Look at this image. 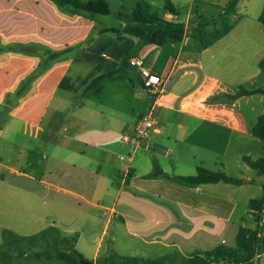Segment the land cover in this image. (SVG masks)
<instances>
[{
  "label": "crops",
  "instance_id": "0c3cea01",
  "mask_svg": "<svg viewBox=\"0 0 264 264\" xmlns=\"http://www.w3.org/2000/svg\"><path fill=\"white\" fill-rule=\"evenodd\" d=\"M204 1L223 11L231 0ZM193 10L189 20L193 14L205 20ZM263 11L264 0H239L228 15L230 31L212 44L203 46L186 28L183 41L157 46L126 35L121 11L114 15L120 26L105 27L97 18L109 15L66 14L51 0H0L1 46L72 49L10 105L8 97L42 59L0 54V109L8 106L0 113V156L17 148L21 165L1 158L0 182L14 181V201L24 209L18 220L1 226L0 240L6 230L32 237L55 228L94 264L110 256L189 258L236 248L241 228L257 229L250 202L263 197L264 175L245 158L264 157L263 141L252 134L264 115V94L233 98L242 88L264 89ZM165 20L175 22L177 14L169 11ZM113 28L124 38L104 32ZM134 57L144 65L133 66ZM141 68L164 80L155 108L157 127L140 143L126 145L123 133L152 106L141 90ZM114 71H119L114 78L84 94L93 80ZM16 132L37 140L34 147L11 145L6 134ZM48 144L55 148L48 151ZM199 169L243 183L177 180L196 176ZM257 258L264 264V253Z\"/></svg>",
  "mask_w": 264,
  "mask_h": 264
},
{
  "label": "trees",
  "instance_id": "16d2710c",
  "mask_svg": "<svg viewBox=\"0 0 264 264\" xmlns=\"http://www.w3.org/2000/svg\"><path fill=\"white\" fill-rule=\"evenodd\" d=\"M61 12L66 14H85L86 16H95V15H110L111 8L109 3L106 0H89L84 2L83 0H51ZM239 0H231L226 7L223 9V13L228 16L234 12L235 6L237 5ZM168 11L175 13V8L171 3H168L167 7ZM118 16L120 18H124L126 20V27L124 29V33L126 35L135 36L139 39L145 40L150 44H154L157 46H162L167 42H181L185 38L186 34V26L183 23L170 22L165 20L163 17L159 15L158 12L153 11L152 6L147 2L141 1L137 3L135 8L132 10L130 14L127 13H119ZM259 21L264 27V11L259 18ZM230 31V26L227 25L223 32L216 34L212 39L208 40L205 37L204 32L200 31L198 35H195V38L198 39L203 46L206 44H212L213 41L223 34H226ZM104 32H113L118 34L120 39L124 36L121 31L113 28L106 29ZM15 52L28 56H38L42 59L39 66L35 70V72L28 78L26 82H22V85L18 89L17 93L13 98H9L6 101L7 105H10L17 99L18 96L23 94L25 90V86L31 82L38 75L46 71L53 62L60 60L62 56L66 53L72 51V49H68L66 51L57 52L50 50L40 44H16L9 46H1L0 45V54L3 52ZM123 66H127V62L123 64ZM260 68L262 70V74L264 76V59L260 62ZM119 71H114L100 77H97L85 90L84 94H87L92 89H94L101 81L105 79H112ZM256 93L264 94L263 90H247L242 88L233 98L241 97L244 95H253ZM8 110V106H5ZM252 134L254 137L259 138L263 141L264 144V115H262L256 124L252 128ZM248 164L258 170L261 174L264 175V157L257 160L252 161L249 158H245ZM177 180L181 183L185 184H209V183H230L239 185L243 183V181L233 179L223 173H215L204 169H199L196 176L192 177H179ZM250 208L256 214V220L258 222V226L256 230L244 229L241 228L238 236H237V247L236 248H225L218 247L213 251H209L203 253V256L199 253L195 254L192 257H184L179 255L176 260L173 255H168L159 259H140L136 257H124V256H110L103 258L102 261H107L108 264H167V262H173L172 264H220L215 261V259H220L222 257H231L236 255L239 251H243L248 253V256L243 257L245 263H251V260L255 256V246L260 243L264 248V227L262 225L264 218V184H263V197L260 200H252L250 202ZM5 238H10L12 247L16 246L18 250L19 256H25L26 252L22 250L21 244L30 241L32 244H36L38 241H47V238L52 235L53 240L47 241V250L42 253H38L34 255L36 258H40L42 256L52 259L57 258L65 264H81V261L85 260V258L74 249L72 240L65 238L62 239L60 237L59 230L55 228H50L48 231L42 233L41 237L37 236L32 237H21L11 231H4L3 233ZM64 240L66 243V247L62 248L59 246L60 240ZM11 255V254H10ZM7 256V257H10ZM3 258L2 253H0V260Z\"/></svg>",
  "mask_w": 264,
  "mask_h": 264
},
{
  "label": "rangeland",
  "instance_id": "374dc122",
  "mask_svg": "<svg viewBox=\"0 0 264 264\" xmlns=\"http://www.w3.org/2000/svg\"><path fill=\"white\" fill-rule=\"evenodd\" d=\"M87 2L88 0H84ZM110 4L112 14L109 16H100L97 18L98 24H101L105 27H119L120 21L114 16L117 12L122 14L130 12L135 8L136 4L140 1H145L152 6L153 11L158 12L161 17L165 19L167 13L169 12L167 7L168 3H172L175 7V14H177V20L175 22L178 23H186V28L188 30V35L195 37L198 35L200 31L204 32L205 37L208 40L212 39L216 34L223 32L225 27L229 25V21L231 20V16H226L222 9H218L214 6L208 5L204 0H195L193 3H190L189 0H107ZM223 1V0H222ZM194 7V12H198L200 15H204V19H201L200 16L195 14L192 15V18L189 20L188 16ZM252 16V13H249ZM189 20V21H188ZM8 110L4 107L0 109L1 114H6ZM9 135L7 141L11 143V145L15 144L14 142L23 144L26 148L34 147V143L37 142L34 138L25 137L21 132L16 133H7ZM4 147V143H0V149ZM55 148L54 144H48L47 150L51 151ZM64 155V154H63ZM19 153L17 148H13V150L7 156H0L3 158L5 162L11 160V164H15V166H20L16 164V159H18ZM10 157V158H6ZM27 171V170H26ZM28 172V171H27ZM14 181H8V185H4L0 182V229L1 226L11 224L18 220L19 212H23L24 209L17 208L14 192ZM48 200V199H47ZM51 203L47 209H52ZM43 211L44 206H42ZM48 210V211H49ZM38 211H41V208L38 207ZM17 215V216H16ZM38 238L41 235L37 236ZM53 240V236L50 235L47 238V241ZM47 241H38L36 244H32L29 240L21 244V249L26 252L24 257L19 256L18 250L16 246L12 247L10 238H5L2 234V239L0 240V253H2L3 258L0 260V264H65V262L60 261L58 259H54L52 262L50 260L40 259L37 260L34 258V255L37 253H42L47 250ZM59 246L64 248L66 247V243L64 240H60ZM236 247V244L232 245ZM19 249V248H18ZM255 256L251 260V263L259 264L258 255L264 253V248L262 244L258 243L255 246ZM11 254V255H10ZM10 257H7L9 256ZM203 256V254H201ZM179 255H174L176 260L179 258ZM248 256V253L239 251L236 255L231 257H222L220 259H215L217 263L220 264H248L245 263L243 257ZM178 257V258H177ZM173 262H167V264H172ZM97 264H108L107 261H102V259ZM117 264V263H114Z\"/></svg>",
  "mask_w": 264,
  "mask_h": 264
},
{
  "label": "built area",
  "instance_id": "2783aa9c",
  "mask_svg": "<svg viewBox=\"0 0 264 264\" xmlns=\"http://www.w3.org/2000/svg\"><path fill=\"white\" fill-rule=\"evenodd\" d=\"M131 64L136 67H142L144 61L140 57L131 59ZM141 90L147 93L152 100V106L149 111L138 121L134 129L123 133L122 140L126 145H136L147 138L157 127L155 108L158 106L163 88V78L152 72L150 69L141 68Z\"/></svg>",
  "mask_w": 264,
  "mask_h": 264
},
{
  "label": "water",
  "instance_id": "95a60500",
  "mask_svg": "<svg viewBox=\"0 0 264 264\" xmlns=\"http://www.w3.org/2000/svg\"><path fill=\"white\" fill-rule=\"evenodd\" d=\"M81 264H94V263H92L90 261L83 260V261H81Z\"/></svg>",
  "mask_w": 264,
  "mask_h": 264
}]
</instances>
